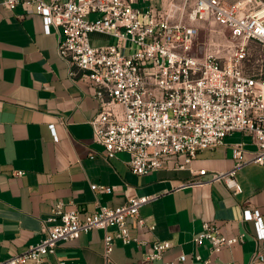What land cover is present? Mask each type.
<instances>
[{
	"label": "built area",
	"instance_id": "built-area-1",
	"mask_svg": "<svg viewBox=\"0 0 264 264\" xmlns=\"http://www.w3.org/2000/svg\"><path fill=\"white\" fill-rule=\"evenodd\" d=\"M19 4L41 16L45 34L52 27L60 30L58 53L70 75H84L95 88L99 111L90 123L93 139L103 146L107 159L126 153L131 172L145 177L162 169L170 157L184 155L188 165L199 152L223 146L228 135L247 133L257 147L254 158L245 161L242 145H235L232 169L210 172L207 181L201 179L207 170H200L198 178L184 187L218 182L237 194L241 192L237 171L249 162L264 165V0H170L161 8L152 0L3 1L8 10ZM213 23L228 32L223 44L215 41L221 34L208 26ZM200 29L207 40L198 56ZM95 35L105 40L95 45ZM49 129L57 142L55 125ZM91 189L112 192L105 186ZM151 199L135 195L118 207L98 204L97 211L83 219L79 211H66L62 202H56L46 237L26 254L0 264H44L61 242L93 230L104 233L107 260L120 242L146 246L144 264L184 263L185 256L164 261L170 241L148 243L131 235L129 220L154 230L140 214ZM241 222H252L255 230L249 264H264L260 211L244 209ZM245 238L244 233L225 236L213 222H203L194 241L197 246L207 243L210 254H217L243 244ZM194 258L211 264L198 254Z\"/></svg>",
	"mask_w": 264,
	"mask_h": 264
},
{
	"label": "crops",
	"instance_id": "crops-1",
	"mask_svg": "<svg viewBox=\"0 0 264 264\" xmlns=\"http://www.w3.org/2000/svg\"><path fill=\"white\" fill-rule=\"evenodd\" d=\"M0 0V262L27 253L52 225L48 220L56 202L66 211H79L83 219L102 206L118 207L132 196L152 199L140 209L154 230L139 228L129 220L130 233L141 241H170L164 261L202 264H249L255 249L254 225L241 222L246 208L259 210L264 222V165L247 163L236 173L241 192L223 183L185 184L196 173L230 170L235 165L233 148L242 145L243 159L255 157L257 147L247 133H233L224 145L201 151L191 164L186 156L167 159L164 167L140 177L129 167V155L106 158L103 146L93 139L91 120L99 111L95 88L86 77L70 75V67L58 53L61 32L44 33L41 16L23 4L8 10ZM51 2L52 0H43ZM161 8L164 0H152ZM105 40L93 36L95 45ZM55 125V142L49 126ZM93 156V157H92ZM183 166V168H180ZM24 172V176H15ZM92 185L111 188L98 193ZM203 222H213L220 233L246 235L241 245L210 254L207 243L197 246L195 237ZM114 230H110L113 233ZM104 233L93 230L74 241L61 242L44 264H144L146 246L116 242L104 258ZM22 264H33L26 261ZM154 264H162L157 261Z\"/></svg>",
	"mask_w": 264,
	"mask_h": 264
},
{
	"label": "rangeland",
	"instance_id": "rangeland-1",
	"mask_svg": "<svg viewBox=\"0 0 264 264\" xmlns=\"http://www.w3.org/2000/svg\"><path fill=\"white\" fill-rule=\"evenodd\" d=\"M169 3H170V0H164V5H167ZM199 26L201 28H204L207 25H205V24H199ZM208 26L211 27L217 33H220L221 34L220 37H218L217 39H215V41L217 43L223 44L225 42V37L228 35V32L224 28H222L221 26H219L217 24H214V23L211 24V25H208ZM206 40H207V35H206L205 30L200 29V33H199L198 40H197L198 43H199V47H198V49H196V55L201 56L203 54L204 51H203V47L202 46L206 42ZM222 53L225 54L226 53V50L223 49V52Z\"/></svg>",
	"mask_w": 264,
	"mask_h": 264
}]
</instances>
